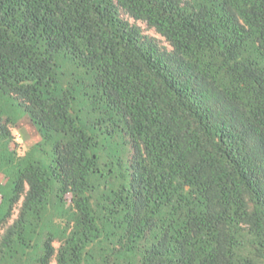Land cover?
Returning <instances> with one entry per match:
<instances>
[{
    "label": "trees",
    "instance_id": "1",
    "mask_svg": "<svg viewBox=\"0 0 264 264\" xmlns=\"http://www.w3.org/2000/svg\"><path fill=\"white\" fill-rule=\"evenodd\" d=\"M0 178V264H264V0H0Z\"/></svg>",
    "mask_w": 264,
    "mask_h": 264
},
{
    "label": "rangeland",
    "instance_id": "2",
    "mask_svg": "<svg viewBox=\"0 0 264 264\" xmlns=\"http://www.w3.org/2000/svg\"><path fill=\"white\" fill-rule=\"evenodd\" d=\"M137 24L142 27L145 33L154 35V32L147 29L145 24L139 22ZM11 133L13 135L11 147L15 149L18 155H22L29 146L38 140L35 130L26 117L22 118L14 127H12ZM2 181L3 179L0 178V182ZM10 186H7V189L5 190H8Z\"/></svg>",
    "mask_w": 264,
    "mask_h": 264
}]
</instances>
